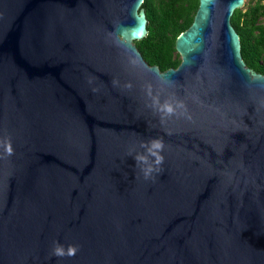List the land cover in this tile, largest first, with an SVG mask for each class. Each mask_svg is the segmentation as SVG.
Here are the masks:
<instances>
[{
	"label": "water",
	"instance_id": "1",
	"mask_svg": "<svg viewBox=\"0 0 264 264\" xmlns=\"http://www.w3.org/2000/svg\"><path fill=\"white\" fill-rule=\"evenodd\" d=\"M144 1L0 0V264H264V74L231 22L248 0H199L166 70L135 43Z\"/></svg>",
	"mask_w": 264,
	"mask_h": 264
},
{
	"label": "trees",
	"instance_id": "2",
	"mask_svg": "<svg viewBox=\"0 0 264 264\" xmlns=\"http://www.w3.org/2000/svg\"><path fill=\"white\" fill-rule=\"evenodd\" d=\"M148 34L135 41L145 60L161 70L181 62L176 38L193 21L199 0H145ZM231 22L241 39V52L247 66L264 74V0H248L236 9Z\"/></svg>",
	"mask_w": 264,
	"mask_h": 264
},
{
	"label": "clouds",
	"instance_id": "3",
	"mask_svg": "<svg viewBox=\"0 0 264 264\" xmlns=\"http://www.w3.org/2000/svg\"><path fill=\"white\" fill-rule=\"evenodd\" d=\"M158 107V111L165 116H173L177 114L178 108H184L182 102H176L175 104L171 101H164L160 103L158 100L155 101ZM140 147L144 150L142 152H137L133 157L135 160V166L140 167L141 172L145 179H149L154 173H159L162 171L161 166L164 163L165 157L163 151L165 148V143L161 137H153L150 140L141 142ZM5 152L7 156H12L14 150L11 143H8L5 147ZM79 250L77 245H68L65 247L59 241L54 242L52 247V256L55 257H65V256H75Z\"/></svg>",
	"mask_w": 264,
	"mask_h": 264
}]
</instances>
